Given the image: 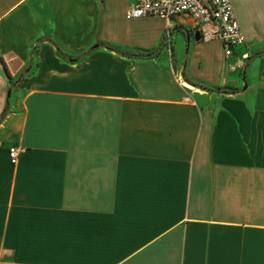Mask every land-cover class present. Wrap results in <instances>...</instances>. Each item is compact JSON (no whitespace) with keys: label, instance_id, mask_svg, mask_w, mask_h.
<instances>
[{"label":"crops","instance_id":"0c3cea01","mask_svg":"<svg viewBox=\"0 0 264 264\" xmlns=\"http://www.w3.org/2000/svg\"><path fill=\"white\" fill-rule=\"evenodd\" d=\"M131 1L0 0V264H264V0L215 64Z\"/></svg>","mask_w":264,"mask_h":264},{"label":"built area","instance_id":"2783aa9c","mask_svg":"<svg viewBox=\"0 0 264 264\" xmlns=\"http://www.w3.org/2000/svg\"><path fill=\"white\" fill-rule=\"evenodd\" d=\"M157 16L167 21L186 16L193 22L195 32L203 42L221 41L226 60L234 57L246 45L232 0H132L126 12L128 20ZM170 41V34H168ZM249 54L239 57L243 67ZM22 153L18 147L9 148L11 163L16 165Z\"/></svg>","mask_w":264,"mask_h":264},{"label":"rangeland","instance_id":"374dc122","mask_svg":"<svg viewBox=\"0 0 264 264\" xmlns=\"http://www.w3.org/2000/svg\"><path fill=\"white\" fill-rule=\"evenodd\" d=\"M235 8L237 10V13H242L243 11V6L239 3H235ZM173 48V47H172ZM201 52H203L204 55L207 56V61L212 62V64H215L216 62V53L218 52V43L217 41H212L208 42L207 44H204L203 47L201 48ZM246 68V66L241 67L240 72L242 73L243 70Z\"/></svg>","mask_w":264,"mask_h":264},{"label":"trees","instance_id":"16d2710c","mask_svg":"<svg viewBox=\"0 0 264 264\" xmlns=\"http://www.w3.org/2000/svg\"><path fill=\"white\" fill-rule=\"evenodd\" d=\"M101 46H102V47H105L106 49H108V50H110V51H115V52H118V53H120V54H122V55H126V56H128L127 54L121 52L120 50H118V49H116V48H114V47H112V46H110V45H108V44H105L104 42H101V41H100V42H98V44H97L96 46L92 47V48L89 49L86 53H84L82 56H80V59L85 58V57H86L89 53H91L95 48H97V47H101ZM57 50H58V52H59L60 54H62L58 46H57ZM144 57H145V56H144ZM69 59L72 60L71 57H69ZM203 88L206 89V90H208L206 87H203ZM225 93H229V92L226 91Z\"/></svg>","mask_w":264,"mask_h":264},{"label":"water","instance_id":"95a60500","mask_svg":"<svg viewBox=\"0 0 264 264\" xmlns=\"http://www.w3.org/2000/svg\"><path fill=\"white\" fill-rule=\"evenodd\" d=\"M195 39H196L197 41L200 40V33H199V32H196V34H195Z\"/></svg>","mask_w":264,"mask_h":264}]
</instances>
